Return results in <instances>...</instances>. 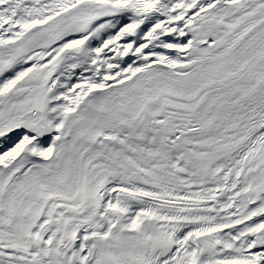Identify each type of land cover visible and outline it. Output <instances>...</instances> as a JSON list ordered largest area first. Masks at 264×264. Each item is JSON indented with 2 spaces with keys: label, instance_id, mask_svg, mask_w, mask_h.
Masks as SVG:
<instances>
[{
  "label": "snow or ice",
  "instance_id": "1",
  "mask_svg": "<svg viewBox=\"0 0 264 264\" xmlns=\"http://www.w3.org/2000/svg\"><path fill=\"white\" fill-rule=\"evenodd\" d=\"M0 264H264V0H0Z\"/></svg>",
  "mask_w": 264,
  "mask_h": 264
}]
</instances>
